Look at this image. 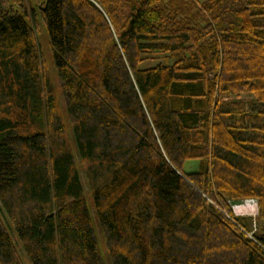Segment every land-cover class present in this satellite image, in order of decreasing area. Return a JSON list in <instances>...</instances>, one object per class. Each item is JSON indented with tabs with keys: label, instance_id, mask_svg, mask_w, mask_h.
I'll return each instance as SVG.
<instances>
[{
	"label": "trees",
	"instance_id": "1",
	"mask_svg": "<svg viewBox=\"0 0 264 264\" xmlns=\"http://www.w3.org/2000/svg\"><path fill=\"white\" fill-rule=\"evenodd\" d=\"M245 199L264 222V0H0V209L31 264H105L98 234L109 264H264Z\"/></svg>",
	"mask_w": 264,
	"mask_h": 264
},
{
	"label": "rangeland",
	"instance_id": "2",
	"mask_svg": "<svg viewBox=\"0 0 264 264\" xmlns=\"http://www.w3.org/2000/svg\"><path fill=\"white\" fill-rule=\"evenodd\" d=\"M34 19L35 20L33 21L34 22L33 28L35 30L36 41L38 42L39 51L41 52L42 60L44 63V68L46 69L47 74H49L52 84H54L55 93L57 95L58 104L60 106L61 117H63L64 127L67 130L68 139L70 140L71 146L74 150V156H75V159L77 161V165L79 167L80 180H81V183L83 186L84 194H86V203H87V205H88V207L92 213L93 212V205L91 203V196L88 193L87 185H86L85 180H84V172H82L81 166H80L79 161H78L77 150L75 148V142H74V139L72 137V128H70V117L68 115V110H67V107H68L67 106V99H66V95H64V93L61 89V84L59 83L57 76H56V73L54 71V64L52 62V52L50 51L49 40L47 39V31L43 25V20H42V18H40L38 11H36ZM158 62H164V63L168 62L169 63V61L162 59L161 57H158V59H156L154 61V63H158ZM240 97L246 98L248 96L241 95ZM184 167H185V171H187V172L196 171L198 169L197 161H187L185 163ZM256 206H257V202L254 199L253 200L245 199L240 204L231 205V209L233 210V213L236 216H239V217L249 216V218L252 219V228L250 231H252L253 233L255 232V229H258L259 227H264V222H260V223L255 222L256 220L254 218H255L256 214L258 213V208ZM224 212H226V211H224ZM0 218L4 222L5 230L7 231L8 235H9L10 241L13 242L14 247L16 248L17 252L19 253V256L21 258L22 263L31 264L28 260L26 253L24 252L23 248L21 247L20 242L17 239L15 230H13L11 224H9V222L6 220V218H4L3 213H2V209H0ZM94 225L96 227L95 222H94ZM96 230H97V227H96ZM97 233H98V230H97ZM250 233L251 232H249V235H250ZM97 238H98V242H99V248L101 249L102 254H103V259H105V264H109V260L107 259V256H106V248L103 247L102 240H101V237L99 236V234H98Z\"/></svg>",
	"mask_w": 264,
	"mask_h": 264
},
{
	"label": "bare ground",
	"instance_id": "3",
	"mask_svg": "<svg viewBox=\"0 0 264 264\" xmlns=\"http://www.w3.org/2000/svg\"><path fill=\"white\" fill-rule=\"evenodd\" d=\"M256 201V200H255ZM251 205V204H250ZM257 207V206H256Z\"/></svg>",
	"mask_w": 264,
	"mask_h": 264
}]
</instances>
